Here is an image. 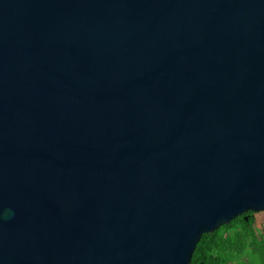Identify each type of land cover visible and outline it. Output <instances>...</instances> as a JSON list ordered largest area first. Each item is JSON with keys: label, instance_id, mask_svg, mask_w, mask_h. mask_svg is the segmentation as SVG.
Returning a JSON list of instances; mask_svg holds the SVG:
<instances>
[{"label": "water", "instance_id": "obj_1", "mask_svg": "<svg viewBox=\"0 0 264 264\" xmlns=\"http://www.w3.org/2000/svg\"><path fill=\"white\" fill-rule=\"evenodd\" d=\"M262 210L264 0H0V264H190Z\"/></svg>", "mask_w": 264, "mask_h": 264}, {"label": "trees", "instance_id": "obj_2", "mask_svg": "<svg viewBox=\"0 0 264 264\" xmlns=\"http://www.w3.org/2000/svg\"><path fill=\"white\" fill-rule=\"evenodd\" d=\"M255 214L248 211L204 233L190 264H264V231L257 227Z\"/></svg>", "mask_w": 264, "mask_h": 264}, {"label": "built area", "instance_id": "obj_3", "mask_svg": "<svg viewBox=\"0 0 264 264\" xmlns=\"http://www.w3.org/2000/svg\"><path fill=\"white\" fill-rule=\"evenodd\" d=\"M255 216L257 227L264 231V210L257 212Z\"/></svg>", "mask_w": 264, "mask_h": 264}]
</instances>
